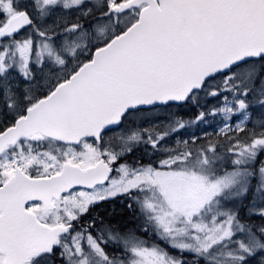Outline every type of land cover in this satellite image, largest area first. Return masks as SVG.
<instances>
[{
	"label": "snow or ice",
	"instance_id": "1",
	"mask_svg": "<svg viewBox=\"0 0 264 264\" xmlns=\"http://www.w3.org/2000/svg\"><path fill=\"white\" fill-rule=\"evenodd\" d=\"M0 264H264V0H0Z\"/></svg>",
	"mask_w": 264,
	"mask_h": 264
}]
</instances>
